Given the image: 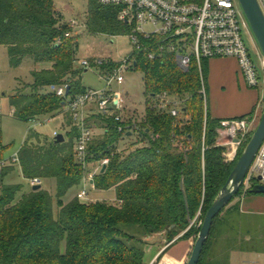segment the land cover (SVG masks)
<instances>
[{
    "label": "trees",
    "instance_id": "16d2710c",
    "mask_svg": "<svg viewBox=\"0 0 264 264\" xmlns=\"http://www.w3.org/2000/svg\"><path fill=\"white\" fill-rule=\"evenodd\" d=\"M90 2L87 29L93 34L130 32L119 18L118 7ZM79 40L56 0H0V45L8 48L11 63L19 66L32 59L49 64L33 70V82L11 96L15 116L27 123L59 114L68 118L62 127L63 142L33 132L19 150L24 177L56 179L55 194L41 186L19 196L24 184L6 181L19 165H7L0 172V264H146L149 238L154 235L166 233L171 242L180 235L187 240L199 234L195 220L205 218L253 135L248 134L235 160H229L227 148L218 142L223 119L208 113L197 65L183 70L174 54L160 55L158 47L152 49L157 52L154 59L147 51H136L132 70L144 73L145 116L121 115L128 110L125 107L108 116L96 113L93 117L105 133L94 135L89 145L90 162L110 158L106 170L101 168L95 175L94 189H114L116 200L80 198V189L66 201L72 188L83 185L86 173L75 150L78 126L67 110L69 98L89 89L83 84L86 67L78 65ZM90 63L101 75L119 65L98 64L95 58ZM203 68L206 80V61ZM53 85H68L69 95L43 91ZM164 92L182 101L180 115L173 116L171 105L155 106ZM128 138L131 148L126 152L121 142ZM8 148L0 127V161L7 157ZM256 184L246 193H253ZM228 207L215 218L198 264H217V260L209 263L207 256L217 223Z\"/></svg>",
    "mask_w": 264,
    "mask_h": 264
},
{
    "label": "built area",
    "instance_id": "2783aa9c",
    "mask_svg": "<svg viewBox=\"0 0 264 264\" xmlns=\"http://www.w3.org/2000/svg\"><path fill=\"white\" fill-rule=\"evenodd\" d=\"M100 3L119 8V18L129 25L132 51L123 58L115 59L107 56L96 57L98 64L114 61L119 65L113 71L102 75L107 86L102 89L89 88L87 92L68 99L67 110L71 113L78 126V137L75 150L79 161L85 167L83 188L79 192L80 198L89 197L87 184L95 188V175L104 164H109L110 158L89 161V145L94 138V129L89 124L90 107L96 108V113L108 116L125 107V100L121 93L113 91V83L124 84L125 74L132 70L135 64L134 53L147 51L154 59L165 51L175 55L177 63L183 70H190L197 65L202 79L203 94L207 102L203 63L206 60L233 57L236 58L240 71L250 87L260 85L262 76L253 60L249 46L244 37V31L251 28L239 0H99ZM264 12V0H258ZM75 30L80 27L87 29L76 17L68 20ZM69 35V34H67ZM90 60L84 59L81 65L90 69ZM264 68V59L262 62ZM68 85L52 86L60 96L67 95ZM171 105L173 116L180 115L182 101L164 92L157 96L156 107L166 108ZM1 109V107H0ZM13 113H15L13 109ZM42 119L31 120L32 124L41 123ZM51 121L52 118L43 119ZM252 121L245 118L223 119L218 129L220 145L227 148L228 159L233 161L237 157L240 146L251 131ZM129 127V126H127ZM128 129V128H127ZM120 131H125L123 126ZM59 134L54 132L55 137ZM10 164L20 167L19 151L0 161V172ZM32 185L42 184L39 177L28 179ZM254 182L264 183V142L245 180L244 192H247Z\"/></svg>",
    "mask_w": 264,
    "mask_h": 264
},
{
    "label": "rangeland",
    "instance_id": "374dc122",
    "mask_svg": "<svg viewBox=\"0 0 264 264\" xmlns=\"http://www.w3.org/2000/svg\"><path fill=\"white\" fill-rule=\"evenodd\" d=\"M56 6L63 13L65 20L68 21L71 18L76 17L82 23H86L87 25V18L91 6L90 0H56ZM249 29L250 30L244 31V37L249 46L253 60L261 73L262 83L264 81V68L262 67L264 58L252 28ZM75 33L78 34L80 39L78 65H81V62L84 59L90 60L99 56H107L109 59L110 57L120 59L127 56L129 52L132 51L130 39L126 34H93L92 31L85 29V27L75 29ZM43 66H49V64H37L32 59H25L19 66H14L11 63L8 48L5 45H0V127L2 130V142L5 146L9 147L6 153L7 157L18 152L26 141L31 138L33 132L40 133L43 138H54L55 130H58L59 133H63V128L61 127L65 125L63 124L64 122H67L68 118L66 114H59L55 118H52L51 121H44L42 118L41 123L32 124L31 122L27 123L18 119L13 113L14 108L11 105V96L18 90H24L26 84H31L34 80L32 71L35 69H42ZM125 77L126 81L124 84L120 85L114 82L112 86L114 92L121 93L124 97L125 108L129 110H124L125 112L121 111V115L127 114L129 116H134L135 118H142L145 116L147 108L144 73L141 70L133 69L126 72ZM83 84L89 88L94 87L97 89H102L107 86L106 80L96 68H91L84 72ZM51 89L53 88L46 87L43 91H49ZM26 90L29 91L28 88ZM263 109L264 100L262 102L260 116L256 118L250 115L244 117L245 119L252 121L250 132L254 133L257 128ZM94 122H96V118ZM66 130H69V128L66 127ZM104 133V129L94 130V135L96 136H102ZM121 146L126 152L130 150L129 138L122 141ZM6 181L10 183L24 184V189L19 193V196L25 191H30L33 188L29 180L24 177L22 169L19 166L7 177ZM41 185L48 189L52 194L56 193V179H44L42 180ZM82 188V184L72 188L64 199L66 201L72 199ZM87 188L89 189L88 200H116V191L114 189L98 190L91 188V185L89 184H87ZM253 198H256L257 200L255 204L252 203ZM237 205H239L240 209L245 211L241 217L242 224L238 228V231L237 229L235 231L236 236H238L235 241L237 247L234 250L230 248V250L226 252L227 254L231 253V258L228 259L227 254L224 253L222 257L218 258L217 264H264V194H248L243 192L240 196L233 199L228 205L230 206L228 208L230 209ZM224 220L230 219L226 217L223 218L221 222H224ZM195 221H197V228H201L204 217ZM221 222L217 223L216 234L222 231L221 228L223 227ZM157 235H154V237L157 238ZM197 236L198 235L196 234L191 236L193 239L192 250ZM155 240L158 241V239ZM149 248L150 246L147 247L144 258L146 264L150 263L151 259L157 252V248L154 250ZM166 257L167 255L163 253L152 264H160Z\"/></svg>",
    "mask_w": 264,
    "mask_h": 264
},
{
    "label": "crops",
    "instance_id": "0c3cea01",
    "mask_svg": "<svg viewBox=\"0 0 264 264\" xmlns=\"http://www.w3.org/2000/svg\"><path fill=\"white\" fill-rule=\"evenodd\" d=\"M206 68L205 87L207 90L208 113L211 118L232 119L249 115L255 118L260 116L264 100V81L257 87H250L240 71L237 59L233 57L206 60ZM90 111V123L94 124L93 129L95 131L103 129L94 122L95 118L93 116H96V108L91 106ZM63 124H66V122ZM66 126L70 128V126ZM218 141H221L220 137ZM256 201V198L252 199L253 204ZM227 210L222 215L223 218L228 217L230 220L221 222L222 231L215 235L207 256L209 263L218 260L230 248L234 250L237 247L235 241L238 236H236L235 231L236 229L238 231L242 224L241 217L245 211L238 210L235 206ZM180 236L171 242L168 241L166 234L163 237L157 235V238L154 236L149 238L150 248L152 250L157 248V252L148 264H152L163 253L167 255L164 260L168 263L185 264L191 254L193 239L181 240ZM155 239H158V241ZM227 256L228 259L231 258V253H228Z\"/></svg>",
    "mask_w": 264,
    "mask_h": 264
},
{
    "label": "water",
    "instance_id": "95a60500",
    "mask_svg": "<svg viewBox=\"0 0 264 264\" xmlns=\"http://www.w3.org/2000/svg\"><path fill=\"white\" fill-rule=\"evenodd\" d=\"M240 5L249 20L250 26L256 36V39L261 48V52L264 58V12L258 2V0H239ZM86 71L88 68L85 69ZM70 87H67V95H69ZM131 134V132L129 133ZM55 140L57 142H63L65 136L63 133H59ZM264 142V109L260 119V122L255 129L251 139L246 145L242 155L240 156L237 164L235 165L227 183L220 191L217 198L214 200L211 207L208 209L200 232L195 241L193 250L186 264H198L202 257L205 245L210 237L212 227L215 218L226 208L232 199L240 192L241 188L245 184L248 172L255 160V157ZM107 164L102 167V172L107 168ZM41 184L34 185V189L41 188ZM253 193L264 194V183H259L252 189ZM163 237L164 234H158Z\"/></svg>",
    "mask_w": 264,
    "mask_h": 264
},
{
    "label": "bare ground",
    "instance_id": "6f19581e",
    "mask_svg": "<svg viewBox=\"0 0 264 264\" xmlns=\"http://www.w3.org/2000/svg\"><path fill=\"white\" fill-rule=\"evenodd\" d=\"M160 264H172V263H168L167 261L163 260Z\"/></svg>",
    "mask_w": 264,
    "mask_h": 264
}]
</instances>
